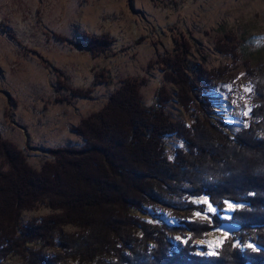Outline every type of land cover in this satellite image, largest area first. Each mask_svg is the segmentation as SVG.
I'll return each instance as SVG.
<instances>
[{
    "label": "rangeland",
    "instance_id": "1",
    "mask_svg": "<svg viewBox=\"0 0 264 264\" xmlns=\"http://www.w3.org/2000/svg\"><path fill=\"white\" fill-rule=\"evenodd\" d=\"M81 35L109 44L90 51ZM164 59L182 68L181 76L166 71L181 84L164 79ZM126 80L140 84L144 106L154 105L164 87V111L173 121L190 125L191 115L207 116L234 138L254 121L264 88V0H0V153L9 143L39 172L52 162L50 150L83 149L74 129ZM163 143L168 160L183 146L175 136ZM1 165L10 172L0 155ZM6 198L0 195V232L13 223L24 234L41 221L47 226L15 235L0 264H152L178 246L214 257L226 243L257 252L259 231L226 234L216 225L232 222L243 207L226 203L218 212L203 196L191 198L186 211L130 210L125 223L105 229L57 205L12 210ZM190 223L194 232L184 231Z\"/></svg>",
    "mask_w": 264,
    "mask_h": 264
},
{
    "label": "trees",
    "instance_id": "2",
    "mask_svg": "<svg viewBox=\"0 0 264 264\" xmlns=\"http://www.w3.org/2000/svg\"><path fill=\"white\" fill-rule=\"evenodd\" d=\"M80 37L90 51L109 44L104 38ZM163 61V67H167L162 70L164 79L181 84L166 71L171 69L181 76L182 68L170 60ZM139 87L135 80L124 81L99 113L82 120L74 129L83 138L84 148L50 150L52 162L45 163L39 172L27 167L20 150L2 143L0 155L10 169L6 174L5 165L0 166V195H7L6 204L12 210L20 209L21 204L57 205L60 212H71L70 218L90 219L94 228L105 229L125 223L124 216L130 210L147 213L145 208L161 205L186 211L191 198L203 196L218 212L226 203L243 207L233 214L232 222L243 231L260 232L252 241L257 252H241L226 243L219 255L212 257L178 246L166 257L150 262L264 264V88L257 91L258 104L251 111L254 121L229 138L225 125H211L207 116L191 115L190 125L173 121L164 111L168 102L164 87L157 91L154 105L144 106ZM256 120H261V125ZM169 136L183 144L172 160L166 158L163 143ZM63 170L65 175H61ZM215 220L216 225L224 222ZM45 226L43 221L30 225L24 234L15 223L7 225L0 232V259L15 235L33 236ZM87 230L92 232L91 228ZM184 231L194 232L191 223Z\"/></svg>",
    "mask_w": 264,
    "mask_h": 264
},
{
    "label": "water",
    "instance_id": "3",
    "mask_svg": "<svg viewBox=\"0 0 264 264\" xmlns=\"http://www.w3.org/2000/svg\"><path fill=\"white\" fill-rule=\"evenodd\" d=\"M219 230L223 233H228V234H234V233H238L240 230V227L237 223L234 222H223L220 227ZM238 241H235L234 244H237Z\"/></svg>",
    "mask_w": 264,
    "mask_h": 264
}]
</instances>
